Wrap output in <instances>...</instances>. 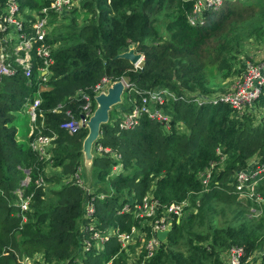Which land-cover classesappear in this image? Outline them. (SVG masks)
I'll list each match as a JSON object with an SVG mask.
<instances>
[{
	"label": "trees",
	"instance_id": "trees-1",
	"mask_svg": "<svg viewBox=\"0 0 264 264\" xmlns=\"http://www.w3.org/2000/svg\"><path fill=\"white\" fill-rule=\"evenodd\" d=\"M18 1L31 33L32 12L48 0ZM81 6V12L74 8L61 17L49 12L45 42L51 48L52 63L46 82L41 81L40 60L33 52L29 77L17 66L12 75L0 78V264H19L21 258L35 254L41 255L44 264H130V255L113 236L99 248L83 251L86 188L104 195L94 203L95 225L129 231L138 224L133 205L144 195L162 204L186 199L196 206L199 200L201 208L214 199L237 202L235 172L246 168L253 157L264 164V114L255 121L256 110L264 108L263 85L258 99L242 113L225 104L171 101L173 118L167 130L147 116L134 128L120 129L117 119L130 108L124 93L93 143L108 151H95L89 172H81L88 128L83 125L69 133L60 124L70 118L79 120L87 101L94 111V87L102 77L112 82L124 79L139 89L168 87L180 94L213 95L205 80V57L220 62L226 68L224 77L228 75L247 40H264V0L226 3L196 27L188 24L189 3L182 0H85ZM163 11L168 12V20L164 33H159L155 20ZM81 15L86 17L79 25L76 18ZM7 44L12 46L11 41ZM130 44L143 55L140 68L115 58ZM5 51L11 53V49ZM37 96L40 114L27 136L30 118L26 110ZM20 122L27 128L19 130ZM178 122L183 129L176 127ZM37 134L54 136L47 149L49 159L41 158L30 146ZM222 157V164L212 168L205 190L200 174ZM117 165L121 170L113 174ZM257 191L263 198L259 217L240 213V218L227 225L208 221L202 230L185 235L192 214L184 212L144 264H223L233 245L243 246L247 255L254 254L264 247V173ZM26 199L27 209L22 210ZM240 199L247 207L252 205ZM125 204L129 211L120 212ZM179 240L184 241V251L172 248ZM138 243L129 244V250L133 252Z\"/></svg>",
	"mask_w": 264,
	"mask_h": 264
},
{
	"label": "built area",
	"instance_id": "built-area-1",
	"mask_svg": "<svg viewBox=\"0 0 264 264\" xmlns=\"http://www.w3.org/2000/svg\"><path fill=\"white\" fill-rule=\"evenodd\" d=\"M85 0H48L47 5H43L39 10L33 11L34 20L31 23V33H28L24 25V16L21 12L18 0H4L0 8V78L3 75H12L19 66L25 77H29L33 69L32 54L34 53L39 58L40 63L37 65L39 76L42 83L46 82L50 75V65L52 63L51 48L45 42V37L49 31V12H57L59 17L66 10L74 8L82 11V3ZM189 3V8L185 10L187 22L190 26H202L206 23L208 13L220 10L226 3L240 2L244 0H182ZM27 10H25L26 12ZM2 33H4L2 35ZM8 41H11L12 46H8ZM11 49V53L5 51ZM33 52V53H32ZM143 57V55H142ZM141 59L135 68H140ZM124 85V93H127V101L129 111L120 112L118 117V127L120 129L134 128L140 121V118L147 116L151 120H155L163 125L165 130L169 129L172 121V109L169 105L171 101H183L186 103L194 102L198 106L204 103L208 104H225L235 109L238 113H242L248 105L253 104L261 94V88L264 85V58L260 61H246L243 71L235 78L233 86L223 95H195L194 93H176L168 87H154L147 89H139L133 84L122 79ZM112 84L106 77L95 85V95L106 92ZM46 85L43 84L42 88ZM40 97L37 96L29 103L28 115L30 118V134L34 130V122L39 112ZM122 101V99H121ZM121 103V102H120ZM84 121L80 118L76 120L70 118L60 124V127L69 133H72L80 126L84 125L92 115L90 102L87 101L82 107ZM68 113V112H67ZM179 129H183L181 122L176 124ZM54 136L37 134L30 142V146L35 150L41 158L49 159L47 149ZM107 152V148L101 145L92 146V153ZM217 153L220 150L217 149ZM224 157L210 164V168L204 172H200L201 181L207 190V185L212 175V168L221 165ZM121 170L119 165L114 166L112 173L115 174ZM264 173V164L259 163L258 159L253 157L249 160L246 168L237 170L234 175V191L239 198H244L251 201L252 211L255 215L261 214L262 196L257 191V185ZM77 182L82 183L78 175ZM39 183H42L40 180ZM87 192V193H86ZM103 194L95 195L88 188L85 189V205L84 217L88 219V223L81 226L83 233L82 249L89 251L92 247L99 248L103 243L109 240L111 236L115 237L130 255V264H144V260L153 256L157 250L159 239L156 236V231L165 230L168 225L173 226V222L178 223L180 218L188 207L189 201L184 199L178 202H170L162 204L153 196L147 194L142 199L133 205V215L138 219V224L131 226L129 231H119L118 229H101L95 225L93 214L95 211L94 203L96 199L103 198ZM28 199L21 202V209L26 210ZM129 204H125L120 212L129 211ZM148 227V229H147ZM139 242L134 251L131 252L128 248L129 244ZM264 256V247L257 250L254 254L247 255L243 246L233 245L225 254L223 264H262ZM19 264H44L33 257H23Z\"/></svg>",
	"mask_w": 264,
	"mask_h": 264
},
{
	"label": "rangeland",
	"instance_id": "rangeland-1",
	"mask_svg": "<svg viewBox=\"0 0 264 264\" xmlns=\"http://www.w3.org/2000/svg\"><path fill=\"white\" fill-rule=\"evenodd\" d=\"M226 10V9H225ZM81 12V11H80ZM168 12H161L159 16H157L155 20V27L158 30L159 33H164V27L166 25V22L168 20L167 18ZM86 16H79L76 18V21L80 25L82 22V19ZM58 25V24H57ZM60 29V26H57V30ZM166 35V34H165ZM262 58H264V40H261L259 38L251 37L247 42L245 43L241 55L237 57V63L231 68V72L224 77V73L226 72V68L221 67L220 62L214 61L213 58L207 59L205 57L204 64L207 68L206 71H204L205 74V80L209 82V85L211 87V90L214 92V95H223L224 92L228 91L234 84L236 75L239 72V69H242L243 62L246 61H260ZM143 59V58H142ZM240 60V61H239ZM142 65V64H141ZM256 107H254L255 109ZM28 110H26V113ZM264 114V108L260 110H256V122L258 119ZM29 121V120H28ZM27 128L26 124H22L20 122V125H18L19 130H24ZM181 130V129H180ZM94 152V149H93ZM196 206L191 205L189 209L185 211L187 214H192L191 222L189 227H186L187 233L191 234L195 231L202 230L205 226H207L208 221L216 226L221 225H227L233 221H236V218H240V213L246 215L247 217H252L251 213L256 217H259V215H255L252 211V207H247V203L238 198L237 202H229V201H222L218 199L212 200L209 205L204 206V208H201L199 200L196 202ZM184 215V214H183ZM172 248L175 250H185L184 247V241L179 240L176 245H174ZM40 254H35L33 256L34 259H37L38 261H41Z\"/></svg>",
	"mask_w": 264,
	"mask_h": 264
},
{
	"label": "water",
	"instance_id": "water-1",
	"mask_svg": "<svg viewBox=\"0 0 264 264\" xmlns=\"http://www.w3.org/2000/svg\"><path fill=\"white\" fill-rule=\"evenodd\" d=\"M115 58H123L128 60L132 65L137 64L143 57L142 54L135 51L132 44L128 46V49L117 54ZM124 92L123 81L118 80L112 82L106 92H101L94 96L96 102V108L94 109L90 118L84 122V125L88 128V134L85 137L82 144L83 156L86 160L91 161L93 157L92 146L99 136L100 127L103 123L108 122L109 112L112 106L121 102L122 94ZM84 121V117L81 116ZM28 178L25 179L26 183ZM87 193V192H86ZM172 225H168L165 230L156 231V236L159 241L166 240L168 233L171 231Z\"/></svg>",
	"mask_w": 264,
	"mask_h": 264
},
{
	"label": "crops",
	"instance_id": "crops-1",
	"mask_svg": "<svg viewBox=\"0 0 264 264\" xmlns=\"http://www.w3.org/2000/svg\"><path fill=\"white\" fill-rule=\"evenodd\" d=\"M28 125H29V132H28V135L27 136H29V134H30V125H31V122H30V119H29V121H28ZM90 162L91 161H88V160H86L85 158H83V166H82V168H81V172H86V174H87V172H89V165H90Z\"/></svg>",
	"mask_w": 264,
	"mask_h": 264
}]
</instances>
